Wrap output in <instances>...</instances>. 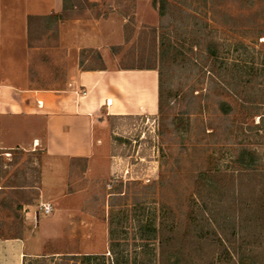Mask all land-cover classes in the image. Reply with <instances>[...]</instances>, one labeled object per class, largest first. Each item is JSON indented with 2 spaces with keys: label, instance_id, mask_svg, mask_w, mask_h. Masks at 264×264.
<instances>
[{
  "label": "rangeland",
  "instance_id": "obj_1",
  "mask_svg": "<svg viewBox=\"0 0 264 264\" xmlns=\"http://www.w3.org/2000/svg\"><path fill=\"white\" fill-rule=\"evenodd\" d=\"M64 3L32 21V41L58 48L61 21L103 17L107 48L161 73L163 98L106 116L100 144L85 135L99 173L68 179L61 160L60 181L43 185L51 214L40 153L1 157L0 264H264V0Z\"/></svg>",
  "mask_w": 264,
  "mask_h": 264
},
{
  "label": "crops",
  "instance_id": "obj_2",
  "mask_svg": "<svg viewBox=\"0 0 264 264\" xmlns=\"http://www.w3.org/2000/svg\"><path fill=\"white\" fill-rule=\"evenodd\" d=\"M63 10L64 0H9L5 10L0 0V163L13 150L39 152L41 197L54 208L43 185L46 178L60 181V161L68 179L96 176L98 156L86 136L97 132L100 144L106 116L153 111L160 96L158 71L123 66L121 53L107 48L114 31L101 26L103 17L61 21L58 48L32 41L33 20Z\"/></svg>",
  "mask_w": 264,
  "mask_h": 264
},
{
  "label": "trees",
  "instance_id": "obj_3",
  "mask_svg": "<svg viewBox=\"0 0 264 264\" xmlns=\"http://www.w3.org/2000/svg\"><path fill=\"white\" fill-rule=\"evenodd\" d=\"M67 4V3H66ZM67 6V5H66ZM65 3H64V11H65ZM61 15L60 14H58L57 15V17L59 18ZM160 88H161V83H162V81H161V73H160ZM162 93H161V91H160V96H159V103L161 104V102H162ZM246 157H249L250 159H251V161H250V164H251V162L253 161L252 159L254 158V155H253V153L252 152H250V151H245L244 153H242L241 155H240V161L242 162H246ZM40 172V171H39ZM39 176H40V174H39ZM39 179H40V177H39ZM1 205L2 206H4V207H9V205H8V203H7V201H6V199H2L1 200ZM10 208H13V206H11ZM16 211V210H15ZM203 211H206V209H204L203 208ZM201 212V214H202V216H204V212ZM236 217L237 216H234V219H236ZM206 218V217H205ZM213 218H215V215H209V217H207V221H212L213 220ZM231 219H233V217H229V221H231ZM149 231H151V232H156V229L155 228H153V227H149V229H148ZM178 253V251H175L174 252V254H177ZM96 255H87V258L88 259H93L94 257H95ZM161 264V263H160Z\"/></svg>",
  "mask_w": 264,
  "mask_h": 264
},
{
  "label": "built area",
  "instance_id": "obj_4",
  "mask_svg": "<svg viewBox=\"0 0 264 264\" xmlns=\"http://www.w3.org/2000/svg\"><path fill=\"white\" fill-rule=\"evenodd\" d=\"M40 207L44 214H51L55 209L54 205L50 202L42 203Z\"/></svg>",
  "mask_w": 264,
  "mask_h": 264
}]
</instances>
